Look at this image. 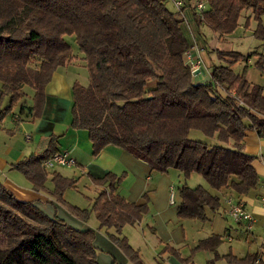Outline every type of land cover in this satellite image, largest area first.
Instances as JSON below:
<instances>
[{
	"label": "trees",
	"instance_id": "trees-1",
	"mask_svg": "<svg viewBox=\"0 0 264 264\" xmlns=\"http://www.w3.org/2000/svg\"><path fill=\"white\" fill-rule=\"evenodd\" d=\"M243 10L250 13L243 26L254 19L252 34L264 40V0H207L201 14L193 13L196 22L222 35L237 27ZM181 21L178 10H170L165 0H0V102L8 98L0 118L27 93V86L33 91L31 115L40 116L45 85L71 53L63 35L73 33L89 80L85 86L72 83L70 127L87 130L93 154L113 144L153 170H179L183 181L177 215L207 219L206 209H216L219 196L200 183L188 185L192 173L211 188L227 187L237 194L258 182L252 165L256 156L242 149V138L246 129L264 136V95L259 84L232 65L256 53L254 64L262 68L264 53L216 49L220 62L212 65L210 79L194 82L183 60L189 43ZM190 129L214 140L192 138ZM40 139L41 149L9 164L35 189L46 188L48 172L41 161L57 151V135ZM91 178L102 187L89 209L64 201V190L75 184L73 177L52 171L49 193L80 218L93 210L99 226L114 227L108 236L128 259L144 264L121 227L138 222L148 212L147 203L128 201L117 191L121 174L108 171ZM93 237V229L48 216L32 201L16 198L0 181V264H98ZM220 241L219 234L198 240L185 260L198 249L214 251ZM162 250L181 259L167 244ZM223 256L235 264H253L259 257L264 264L256 252Z\"/></svg>",
	"mask_w": 264,
	"mask_h": 264
},
{
	"label": "crops",
	"instance_id": "crops-1",
	"mask_svg": "<svg viewBox=\"0 0 264 264\" xmlns=\"http://www.w3.org/2000/svg\"><path fill=\"white\" fill-rule=\"evenodd\" d=\"M175 9L174 6L173 10ZM194 11L192 7H184L178 11L182 18L181 30L189 43L188 49L197 53L202 60V64L198 66L197 70L191 72L192 81L205 82L210 79L212 65L220 62L215 56V50L223 49L217 47L218 43L239 45L244 38H248L250 42L242 50L243 54L250 51L264 53V40L258 39L252 34L255 20L250 18L248 26H243L245 16L250 14L249 10L242 11L238 18L239 24L231 33L222 35L212 31L205 24L196 22ZM231 34L234 36L231 37ZM250 37L254 40L252 41ZM70 44H73L70 45V56L65 59L62 65L56 67L45 85L40 116L32 117L31 115L32 110L29 107L32 104L33 91L27 86L25 88L27 93L24 97L28 96L29 102L26 107L24 104H20L22 96L10 111L3 113L0 118V181L3 185L16 198L32 201L48 216L60 217L78 229H93V243L97 247L96 260L98 264L133 263L109 238L108 232H114L113 226H99L93 210L89 212L87 218L76 216L65 204L57 201L49 193L53 187L52 171H58L64 176L75 179L74 189L80 191L87 198V204L76 205L80 208L90 207L93 197L102 187L95 183L91 177H101L108 171L122 175L121 181L117 185V191L128 201L146 202L148 205V212L138 222L125 223L121 227V234L125 235L129 243L138 249L144 264H200L203 259L207 260L208 264H235L228 262L223 255L232 253L236 257H243L252 252L260 255L261 260L264 261V229L261 224L264 217V206L259 200V197L264 194V156H258L264 151V136H259L253 129H246L242 138V149L256 156L252 160V165L259 177L255 187L246 193L237 194L227 187L218 190L211 188L202 178L203 182L200 184L219 196V206L214 210L206 209L207 219L205 220L179 217L176 213L177 205L181 199L178 188L183 180L179 170L175 168H168L167 171L162 172L153 170L146 161L113 144H107L93 154L87 130L70 127V107L73 100L72 83L76 80L84 86L88 83L85 81V69L87 68L84 53L74 43ZM257 56L254 53L245 60L239 59L232 65V68L235 72H240L243 69L246 79L251 83L259 84L264 95V60L262 68H256L254 62ZM7 99V96L3 97L0 108L6 105ZM49 134L57 135V151H66L74 158L75 163L70 166L55 165L45 168L48 172L45 180L46 188L35 189L20 171L11 168L9 164L41 149L43 143L40 138ZM172 185L176 189L173 203L169 202L168 197ZM73 187L64 191L62 197L64 201L80 203L70 195L73 192ZM227 197L242 199L246 208L253 214L254 221L228 223L227 218H224ZM217 215L226 223L221 230L214 228L215 222L218 221ZM211 234H219L221 240L227 242L228 250H219L216 246L214 251L200 250L194 254L193 258L185 260L189 255L190 248L198 240ZM239 241H242L244 246L242 252L235 249V243ZM165 244L176 249L183 260L168 251H163L162 248Z\"/></svg>",
	"mask_w": 264,
	"mask_h": 264
},
{
	"label": "built area",
	"instance_id": "built-area-1",
	"mask_svg": "<svg viewBox=\"0 0 264 264\" xmlns=\"http://www.w3.org/2000/svg\"><path fill=\"white\" fill-rule=\"evenodd\" d=\"M175 6L176 10L180 11L184 7H192L198 14L207 7V0H170ZM191 1V2H189ZM187 2V3H186ZM183 60L189 66L190 72L197 70L198 66L202 64V60L197 53L191 52L188 48L183 52ZM75 163V160L66 151H55L48 157L42 159L41 164L44 168H50L55 165L70 166ZM176 189L172 185L169 189V202L173 203L175 200ZM261 204L264 206V194L259 197ZM226 207L224 209L225 215L231 217L235 222L245 221L250 223L254 221L253 214L246 208L242 199L233 197L226 198ZM261 224L264 229V217L261 220ZM253 264H262L260 258L257 257L253 261Z\"/></svg>",
	"mask_w": 264,
	"mask_h": 264
},
{
	"label": "rangeland",
	"instance_id": "rangeland-1",
	"mask_svg": "<svg viewBox=\"0 0 264 264\" xmlns=\"http://www.w3.org/2000/svg\"><path fill=\"white\" fill-rule=\"evenodd\" d=\"M165 4H166V6L170 9V10H173V4L171 3V1L170 0H165ZM242 19V18H241ZM263 21H264V19H263ZM238 26V25H237ZM240 30H242V29H240ZM209 33H210V31H208ZM237 33H238V30H237ZM212 34H213V32H212ZM219 34V33H218ZM234 35H232L231 34V37H233ZM63 37H64V39L70 44V43H74V45H76V47L78 48V45H77V43H76V40H75V35L72 33V34H64L63 35ZM210 38V37H209ZM251 38V40L253 41L254 39L252 38V37H250ZM249 42H250V39H248V38H244V40L242 41V43H240L239 45H237V44H232V43H223V42H221L220 44L218 43L217 44V47H219V48H223V50H225V49H234V50H237V51H239V52H241L242 53V50L243 49H245L246 47H247V45L249 44ZM70 45H73V44H70ZM253 47H255V46H253ZM209 48H210V46H209ZM244 54H246V53H244ZM202 55H203V53H202ZM255 65V64H254ZM256 67V66H255ZM87 68V67H86ZM256 68H258V67H256ZM258 69H261V68H258ZM86 70V79H85V81H88V79H89V76H88V70L87 69H85ZM28 96H23L22 98H21V100H20V104H24V106L26 107V105L28 104ZM199 131L197 130V129H190L189 130V136L190 137H192V138H197V139H202V140H206L207 142H209V143H211V141H213L214 140V137H207V136H205L203 133L201 134L200 132V134L198 133ZM182 179H183V177H182ZM183 181V180H182ZM201 182H203V180H202V177L199 175V174H196V173H192L190 176H189V178L187 179V181H186V183L188 184V185H195V184H197V183H201ZM182 183V182H181ZM73 187V186H72ZM72 187H67L64 191L66 192V191H68L70 188H72ZM64 193V192H63ZM70 195L73 197V199H75V200H79L80 201V203H70V202H68V204H72V205H79V206H81V205H85V204H87V198L84 196V195H82L81 193H80V191H77L76 189H74V187H73V192H71L70 193ZM67 202V201H66ZM90 207H91V205H90ZM90 207H88L87 209H89ZM226 207V206H225ZM68 208V207H67ZM227 218V222L228 223H230V224H234L235 223V221L231 218V217H229V216H227V215H225L224 214V218ZM216 218H218L217 220V223L215 222V227L214 228H217V229H219V230H221L222 229V227L226 224L225 223V221L222 219V218H220L218 215L216 216ZM218 249L219 250H228V245H227V242L225 241V240H221L219 243H218ZM243 248H244V246L242 245V241H239V242H237V243H235V249L237 250V251H240V252H242L243 251ZM200 250H206V249H198V250H196L195 252H193V254L191 255V258H193V256H194V254L197 252V251H200ZM190 251H191V248H190ZM190 251H189V254H190ZM207 251H211V250H207ZM199 263H200V260L198 261ZM200 264H208V262H207V260H205V259H203V261L200 263Z\"/></svg>",
	"mask_w": 264,
	"mask_h": 264
}]
</instances>
